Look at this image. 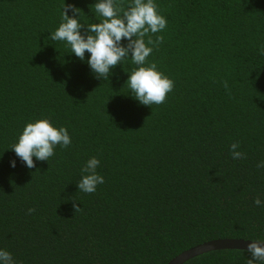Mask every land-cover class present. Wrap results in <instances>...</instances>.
Returning <instances> with one entry per match:
<instances>
[{
    "label": "trees",
    "instance_id": "trees-1",
    "mask_svg": "<svg viewBox=\"0 0 264 264\" xmlns=\"http://www.w3.org/2000/svg\"><path fill=\"white\" fill-rule=\"evenodd\" d=\"M63 2L0 0V248L17 264H168L204 242L264 238V0H156L168 25L148 59L174 88L152 106L125 85L129 60L104 80L88 53L49 38ZM95 2L66 0L86 24L99 22ZM40 118L72 142L29 169L9 148ZM92 156L105 182L87 194L77 182ZM248 258L214 250L184 264Z\"/></svg>",
    "mask_w": 264,
    "mask_h": 264
},
{
    "label": "clouds",
    "instance_id": "clouds-1",
    "mask_svg": "<svg viewBox=\"0 0 264 264\" xmlns=\"http://www.w3.org/2000/svg\"><path fill=\"white\" fill-rule=\"evenodd\" d=\"M90 9L98 18V23L83 22V11L64 0L60 23L50 32L49 38L64 42L70 53L80 61H85L88 53L87 65L97 78L104 80L109 79L113 68L129 60L134 67L126 71L129 75L125 85L133 98L145 106L163 104L174 88V80L159 70L157 63L148 59L163 42L162 35H156L155 40L153 35L162 33L168 25L156 0H127L126 4L121 0H96ZM257 55L264 57V43L257 46ZM223 86L229 90L226 80ZM71 142L66 127L56 126L48 118H40L26 123L9 149L31 169L35 167V161H49L55 155L57 146L67 148ZM239 147L238 142L231 144L233 160L243 157ZM100 163L96 156L85 162L77 182L79 191L94 193L97 186L105 182L104 176L97 171ZM16 164V159L10 161V167L15 168ZM256 167L264 168V160ZM254 204L264 208V201L259 196ZM74 207L75 211L79 210V207ZM28 211L31 213L34 209ZM250 240L246 251L251 258L246 259V264H264V238ZM0 264H17V261L10 251L0 248Z\"/></svg>",
    "mask_w": 264,
    "mask_h": 264
},
{
    "label": "water",
    "instance_id": "water-1",
    "mask_svg": "<svg viewBox=\"0 0 264 264\" xmlns=\"http://www.w3.org/2000/svg\"><path fill=\"white\" fill-rule=\"evenodd\" d=\"M249 243H251V240L230 238L204 242L192 247L191 249L183 251L179 255L175 256L168 264H184L186 261L192 258L214 250H246Z\"/></svg>",
    "mask_w": 264,
    "mask_h": 264
}]
</instances>
